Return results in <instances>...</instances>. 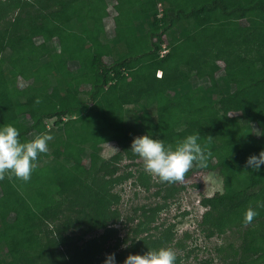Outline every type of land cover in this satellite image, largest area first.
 Here are the masks:
<instances>
[{
  "label": "trees",
  "instance_id": "obj_1",
  "mask_svg": "<svg viewBox=\"0 0 264 264\" xmlns=\"http://www.w3.org/2000/svg\"><path fill=\"white\" fill-rule=\"evenodd\" d=\"M9 123L21 141L53 139L29 181L0 179V264H103L109 253L123 264L161 247L176 264H264V166H245L264 150V0H0V125ZM196 132L210 155L183 179L222 181L200 199L193 234L221 239L205 260L192 255V232L175 239L154 224L184 185L127 171L138 165L134 137L175 145ZM106 143L117 152L103 159ZM135 175L160 202L123 222L105 187ZM249 207L258 215L245 223Z\"/></svg>",
  "mask_w": 264,
  "mask_h": 264
},
{
  "label": "clouds",
  "instance_id": "obj_2",
  "mask_svg": "<svg viewBox=\"0 0 264 264\" xmlns=\"http://www.w3.org/2000/svg\"><path fill=\"white\" fill-rule=\"evenodd\" d=\"M124 76L127 77L126 74ZM52 139L50 134L44 133L31 140L21 141L20 132L13 124L0 125V179L7 176L10 179L15 177L24 182L29 181L38 156L48 152V142ZM200 139V133L196 132L182 138L175 145H166L162 139L145 134L133 138L130 150L143 161L146 172L163 182H177L193 166H206L210 154L206 153ZM245 166L260 171L261 166H264V150L258 155L248 156ZM256 215L258 213L255 208H247L244 222L250 223ZM176 259L171 248L161 247L148 249L143 254H130L123 260V264H176ZM103 264H117L116 254H106Z\"/></svg>",
  "mask_w": 264,
  "mask_h": 264
},
{
  "label": "rangeland",
  "instance_id": "obj_3",
  "mask_svg": "<svg viewBox=\"0 0 264 264\" xmlns=\"http://www.w3.org/2000/svg\"><path fill=\"white\" fill-rule=\"evenodd\" d=\"M99 7L102 15L105 16L106 29L109 34H112L113 20L111 17L110 4L102 1L99 2ZM59 36H62V34ZM41 49L46 51L43 45H41ZM249 68L250 65L245 64L240 68V70H248ZM121 83L124 84L125 81L121 80ZM119 86H121V84H119ZM258 123L259 125H262V121L259 120ZM116 152L117 145L115 143H106L101 146L100 156L103 159H108ZM54 155L57 157L59 156V153L56 152ZM84 163L86 164V160ZM128 163L130 162L122 160L118 175L123 172L122 170L125 169L124 165H127ZM134 164L138 165L129 167L127 171L131 170L134 173H137V170L138 172L143 171L144 175L141 177V180H145L147 177H150L149 179L154 183L161 182L157 176L151 175L145 171L143 161L140 158L135 159ZM136 176L137 175L124 180L117 185H113L112 187H110V185L105 187L106 191L109 189L108 195H110L111 198L110 205L112 208H117L120 213V219L123 222L127 216H133V211L136 207L144 204L150 205V203L152 205V203L157 201L160 202L159 198L153 197V188L146 191L140 182L135 183ZM179 183L184 185V189L178 193L176 200L172 201L168 207L163 209L158 214V218L154 223L158 225L162 222L165 228H171V233H175V239L180 238L182 232L185 230L192 232L191 234L195 233L196 223L200 219L201 214L204 212V208L200 204V199L204 196L209 197L215 192H220L222 190L221 177L216 172L194 173L188 178L182 179ZM37 194L39 197L43 196L42 192L39 190L37 191ZM116 227L119 228V225ZM120 227H123V225L121 224ZM122 234H124V232H120L121 236H123ZM193 237L195 238H193L192 241L189 240L187 242L193 251L192 255H195L198 260H205L208 258L213 259L215 254L214 248L221 244V239L214 237L210 240H204L199 234H193ZM185 264H198V262L191 256ZM213 264L220 263L214 258Z\"/></svg>",
  "mask_w": 264,
  "mask_h": 264
},
{
  "label": "built area",
  "instance_id": "obj_4",
  "mask_svg": "<svg viewBox=\"0 0 264 264\" xmlns=\"http://www.w3.org/2000/svg\"><path fill=\"white\" fill-rule=\"evenodd\" d=\"M165 51H166V50H164V51H163V53H164ZM160 75H161V73H160V72H158V73H157V76H160Z\"/></svg>",
  "mask_w": 264,
  "mask_h": 264
},
{
  "label": "crops",
  "instance_id": "obj_5",
  "mask_svg": "<svg viewBox=\"0 0 264 264\" xmlns=\"http://www.w3.org/2000/svg\"><path fill=\"white\" fill-rule=\"evenodd\" d=\"M159 71H161V70H157L156 72H159Z\"/></svg>",
  "mask_w": 264,
  "mask_h": 264
}]
</instances>
